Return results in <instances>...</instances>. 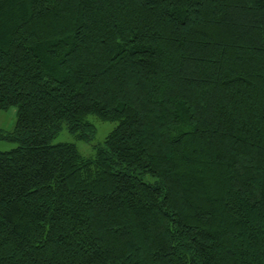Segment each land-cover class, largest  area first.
Returning a JSON list of instances; mask_svg holds the SVG:
<instances>
[{
	"label": "trees",
	"instance_id": "trees-1",
	"mask_svg": "<svg viewBox=\"0 0 264 264\" xmlns=\"http://www.w3.org/2000/svg\"><path fill=\"white\" fill-rule=\"evenodd\" d=\"M13 107L0 264H264V0H0Z\"/></svg>",
	"mask_w": 264,
	"mask_h": 264
},
{
	"label": "rangeland",
	"instance_id": "rangeland-1",
	"mask_svg": "<svg viewBox=\"0 0 264 264\" xmlns=\"http://www.w3.org/2000/svg\"><path fill=\"white\" fill-rule=\"evenodd\" d=\"M17 120V109L11 108L8 111H0V130L10 132L14 129ZM89 121L96 127L97 131L91 141H79L75 135L71 134L67 129H63L61 133L53 140L54 144L72 143L75 144L85 156L95 155V146L102 143L105 138L115 130L116 122H105L97 116H89ZM16 144L1 141L0 151H10L15 148Z\"/></svg>",
	"mask_w": 264,
	"mask_h": 264
}]
</instances>
